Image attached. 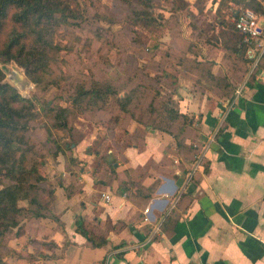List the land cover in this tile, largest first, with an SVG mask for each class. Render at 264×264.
Segmentation results:
<instances>
[{
  "label": "crops",
  "instance_id": "0c3cea01",
  "mask_svg": "<svg viewBox=\"0 0 264 264\" xmlns=\"http://www.w3.org/2000/svg\"><path fill=\"white\" fill-rule=\"evenodd\" d=\"M257 21L264 26L263 17ZM183 38L189 45L179 53L187 68L175 64L172 98L179 112L192 116L193 127L186 125L181 133L187 146L176 148L169 131L130 121L127 131L139 132V142L121 145L128 133L114 126L106 148L113 174L94 172V154L86 148L96 131L84 130L72 151L80 162L70 195L58 182L67 180L64 161L48 167L49 207L58 221L24 219L8 239L15 252L10 262L264 264V42L245 50L246 69L236 70L237 78L229 76L234 92L227 99L206 88L202 83L207 80L196 68L201 61L212 74L228 73L230 63L222 50H204L191 37ZM55 169H63L62 176L53 175ZM124 179L131 183L129 194L119 189ZM137 185L146 192L139 195ZM75 214L104 234L106 242L90 246L74 230Z\"/></svg>",
  "mask_w": 264,
  "mask_h": 264
},
{
  "label": "trees",
  "instance_id": "16d2710c",
  "mask_svg": "<svg viewBox=\"0 0 264 264\" xmlns=\"http://www.w3.org/2000/svg\"><path fill=\"white\" fill-rule=\"evenodd\" d=\"M73 1L0 0V62L13 61L23 69L30 82L35 86H43L48 80L50 66L56 60L55 54L61 49V45L54 41L53 35L58 25L74 16ZM150 2L144 0L143 8L132 11L133 22L147 26L153 21ZM244 9L253 11L256 17L264 18V0H216L213 10L215 28H212L210 39L203 38L208 45L211 44L209 48L217 47L222 50V57L230 63L229 72L212 74L204 62L198 61L196 65L198 73L207 80L202 84L217 96L227 99H230L234 92V84L228 78L230 75L239 77L240 74H237L236 70L245 71L249 60L245 50L254 44L253 40L244 39L243 34L234 27L232 20L235 16L234 12ZM174 35L181 39L182 44L178 48L175 62L182 64L186 69L185 58L179 52L184 51L189 44L182 36L177 33ZM144 75L146 81L141 82L139 88H151L152 92L148 100L143 104L139 102L137 107L132 101L133 96L129 93L119 97L109 83L96 80L88 85L76 84L73 91L67 95V105L62 106L58 103L47 105V112L52 113L56 125L61 127L66 125L62 115L69 108L87 114L93 113L94 110L112 112L107 118L106 125V130L110 133L102 139V141L106 140L105 148L98 144L100 139L96 140V137L86 148V152L94 154V172L104 169L113 174V166L110 158L107 157L106 148L110 146L107 139L114 137L111 131L114 126L123 130V134L128 133L126 139L121 141V145L139 142L141 139L139 132L127 131L126 127L131 120L143 127L169 131L174 138L176 148L187 146L182 141L181 133L186 125L192 126V116L179 112L172 98L176 90L177 73L165 68L158 73L152 75L144 73ZM2 78L3 72L0 69V180H7L4 183L0 182V232L7 231L9 227H16L12 231L16 233L24 219L40 217H49L56 221L58 219L49 207L52 188L47 176L39 171L36 160L28 163L25 155L27 149L34 150L31 132L36 99L33 95H21ZM163 78L166 80L165 85L170 88L167 94H163L161 89L156 87ZM197 82L201 85L199 79ZM137 86L136 84L134 91ZM139 107L141 111L139 110L138 114L134 113L133 109ZM220 130L218 128L217 132ZM81 138L82 135L78 134L67 141L68 153L72 154L67 160L64 159L67 182L58 180L67 195L74 191L69 188V183H72L74 168L79 165L80 160L72 151ZM53 155L55 154L52 153ZM126 179L120 180L119 189L129 194L128 184L131 183ZM96 180L104 181L100 177H96ZM41 191H44L45 195L39 199L37 193ZM136 191L139 195L146 192L141 185L136 186ZM19 200L25 201V204L18 203ZM73 218L74 230L81 234L90 246H101L106 242L104 234L94 232L82 215L75 214ZM122 244L123 242L120 241L113 247ZM7 252V258L5 253L4 256L0 255V264H13L8 259L14 256L15 252L10 247ZM116 256L120 257L121 252H117Z\"/></svg>",
  "mask_w": 264,
  "mask_h": 264
},
{
  "label": "rangeland",
  "instance_id": "374dc122",
  "mask_svg": "<svg viewBox=\"0 0 264 264\" xmlns=\"http://www.w3.org/2000/svg\"><path fill=\"white\" fill-rule=\"evenodd\" d=\"M149 1L154 19L144 26L132 21V11L143 8L144 0H74V16L58 25L53 35L61 49L55 54L56 60L51 64L48 80L43 86L30 82L23 69L13 61L0 62L2 80L21 95H33L36 99L31 132L34 150L27 149L25 155L28 163L36 160L41 173L47 176L52 173L48 170L50 165L72 156L71 152L68 153L67 141L73 136H83L84 130L95 129L96 140L100 139L98 144L105 148L106 140L102 139L110 133L106 125L112 112L94 110L87 114L69 108L62 115L66 125L61 127L56 125L52 113L47 112L48 104L65 106L68 104L67 95L76 84L88 85L96 80L109 83L119 97L129 93L137 107L139 102L145 103L152 92L151 88H139L141 82L146 81L144 73L152 75L165 68L178 72L175 60L182 44L174 33L191 37L204 50L210 47V42L208 45L203 38L210 39L212 28H215L213 10L216 3L210 0ZM11 70L28 81L30 87L27 91L12 84L8 78ZM165 82L163 78L156 84L163 94L170 89ZM136 84L138 86L134 91ZM139 110L140 107L133 112L138 114ZM52 153L55 155L52 156ZM53 171V175L62 176L63 169ZM6 181L0 180L2 183ZM37 195L41 199L45 193L41 191ZM18 203L25 204V201L19 200ZM15 228L9 227L7 231L0 232V255L5 253L6 258L8 239Z\"/></svg>",
  "mask_w": 264,
  "mask_h": 264
},
{
  "label": "built area",
  "instance_id": "2783aa9c",
  "mask_svg": "<svg viewBox=\"0 0 264 264\" xmlns=\"http://www.w3.org/2000/svg\"><path fill=\"white\" fill-rule=\"evenodd\" d=\"M234 13V27L243 34L244 39H251L256 44L264 42V26L258 23L257 17L253 11L244 9L240 12L235 11ZM261 37H263V39H260ZM236 93H238V90H236ZM101 196L104 199L108 198L106 193H101ZM144 218L147 219V216Z\"/></svg>",
  "mask_w": 264,
  "mask_h": 264
},
{
  "label": "water",
  "instance_id": "95a60500",
  "mask_svg": "<svg viewBox=\"0 0 264 264\" xmlns=\"http://www.w3.org/2000/svg\"><path fill=\"white\" fill-rule=\"evenodd\" d=\"M8 78L12 82V84H14L19 89L20 88L22 89L28 83V81L25 78H23L22 76L20 78V76H16L15 74H12L11 72H9Z\"/></svg>",
  "mask_w": 264,
  "mask_h": 264
},
{
  "label": "bare ground",
  "instance_id": "6f19581e",
  "mask_svg": "<svg viewBox=\"0 0 264 264\" xmlns=\"http://www.w3.org/2000/svg\"><path fill=\"white\" fill-rule=\"evenodd\" d=\"M11 73L12 74H15L16 76H20V78H21V75H19L15 70H11ZM30 87V85H29V83H27L22 89L24 90V91H27V89Z\"/></svg>",
  "mask_w": 264,
  "mask_h": 264
}]
</instances>
